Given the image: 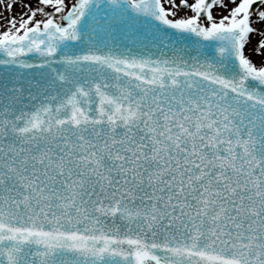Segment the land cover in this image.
Returning <instances> with one entry per match:
<instances>
[{"label":"snow or ice","instance_id":"snow-or-ice-1","mask_svg":"<svg viewBox=\"0 0 264 264\" xmlns=\"http://www.w3.org/2000/svg\"><path fill=\"white\" fill-rule=\"evenodd\" d=\"M22 7L0 17V264H264V0Z\"/></svg>","mask_w":264,"mask_h":264},{"label":"rangeland","instance_id":"rangeland-1","mask_svg":"<svg viewBox=\"0 0 264 264\" xmlns=\"http://www.w3.org/2000/svg\"><path fill=\"white\" fill-rule=\"evenodd\" d=\"M27 2V0H18L11 13L5 11L2 7H0V17H8L9 15H16L19 17L20 13L25 11L22 7L23 3ZM2 23V21H0Z\"/></svg>","mask_w":264,"mask_h":264}]
</instances>
